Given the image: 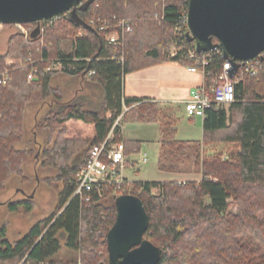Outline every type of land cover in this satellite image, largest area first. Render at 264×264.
Segmentation results:
<instances>
[{
	"label": "trees",
	"instance_id": "trees-1",
	"mask_svg": "<svg viewBox=\"0 0 264 264\" xmlns=\"http://www.w3.org/2000/svg\"><path fill=\"white\" fill-rule=\"evenodd\" d=\"M187 3L83 0L77 14L90 27L61 15L42 33L35 30L37 22H30L24 23L29 37L18 31L7 37L5 50L0 52V72L8 60L20 59L25 64L10 65V79L0 84V189L12 174L21 173L22 165L35 153L31 148L16 147L24 136V110L28 102L43 101L49 95L61 97L60 89L50 84L55 73L80 76L99 85L102 101L99 109L90 110L77 100H68L37 122V127L49 131V143L39 151L41 164L56 170L51 177L55 183H51L57 186L60 182L61 187L53 212L20 238L10 241L6 226L0 227V264H110L106 235L121 194L142 201L148 216L143 239L159 249L156 264H264V88L260 91L264 87V51L257 73L234 83V101L205 109L198 140L175 138L178 107L123 94L127 73L166 60L194 64L185 55L194 41L180 21ZM156 10L159 17L154 20ZM98 16L109 21L113 16L124 18L131 31L123 32L118 43L108 42V31L89 23ZM176 26L180 31H175ZM7 27L9 24H3L0 34ZM65 42H70L68 50L61 47ZM174 45L177 53L170 56L167 50ZM28 57L35 61L33 65L26 62ZM222 62V57H212L206 71L217 74ZM56 64L59 67L53 68ZM32 67L37 69V80L28 82ZM119 117L122 123L157 121V168L201 172V179L129 181L124 177L118 189L110 185L99 193L90 192L88 201L73 194L76 171L90 145L101 143L110 134V142H121L126 156L139 151L142 141L122 133L120 123L115 124ZM214 144H229L232 149L222 159L220 155L204 156V147ZM80 153L81 160L71 163ZM108 198L112 201L107 202ZM32 207L27 198L7 203V209L15 212L28 213ZM63 248L72 256L54 259Z\"/></svg>",
	"mask_w": 264,
	"mask_h": 264
},
{
	"label": "rangeland",
	"instance_id": "rangeland-1",
	"mask_svg": "<svg viewBox=\"0 0 264 264\" xmlns=\"http://www.w3.org/2000/svg\"><path fill=\"white\" fill-rule=\"evenodd\" d=\"M153 19L159 17V10H156ZM119 18V17H118ZM36 26V25H35ZM103 31V30H102ZM108 31L106 40L112 38L119 41L123 40V31L116 27V21H111V25L106 29ZM14 32L10 27L4 28L0 34V52H3L6 47L7 37ZM109 42V41H108ZM115 42V43H116ZM114 44V43H113ZM118 46V44L116 45ZM63 49L70 48V42H65L61 45ZM178 50L177 47L171 46L167 50V54L173 55ZM59 65H54L53 68H58ZM244 75L243 79L245 78ZM51 86L60 89L61 97L55 98L49 95L43 101L28 102L24 110V136L23 140L16 144L18 148H31L35 153L23 165L20 174H12L7 180L6 184L0 189V227L6 226V236L12 241L23 236L29 228L40 219L48 216L53 212L57 202V192L61 187L58 182L54 185L51 177L56 175L54 168L43 166L41 164L40 150L49 143V131L46 128L37 127V122L42 116L51 110L58 108L60 103L68 100L79 101L84 108L90 110H97L101 106L102 91L99 85L80 76H69L62 72L55 73L50 79ZM263 86L260 91H263ZM183 110L180 109L176 113V127L175 138L181 140H197L202 137V117L190 119L184 115ZM119 117L115 124L121 122ZM124 131L126 135L133 138L145 139L140 145L138 152L129 155L121 171V175L129 181H169L177 180L179 182L196 181L201 179V172L191 171L189 173L167 172L161 171L157 168V138H159L158 122H148L149 124H135V122H125ZM51 144V142H50ZM232 147L229 144H214L210 148L203 151V155L208 158L220 155L221 159L231 151ZM86 153V151H85ZM145 154L146 160H142ZM82 153L72 158L71 163H76L81 160ZM50 179V182H48ZM53 182V183H51ZM57 183V182H56ZM155 193V189L152 190ZM117 193V192H116ZM115 194V192H114ZM118 196V194H117ZM30 199L33 207L30 212L24 213L22 211L15 212L7 209V203L12 200ZM112 199L108 198L107 202ZM61 243L63 244V235H60ZM72 256V253L63 248L54 259H64ZM75 264H80L76 262Z\"/></svg>",
	"mask_w": 264,
	"mask_h": 264
},
{
	"label": "water",
	"instance_id": "water-1",
	"mask_svg": "<svg viewBox=\"0 0 264 264\" xmlns=\"http://www.w3.org/2000/svg\"><path fill=\"white\" fill-rule=\"evenodd\" d=\"M83 0H0V22L32 23L63 14L76 24L90 27L77 14ZM187 35L196 51L221 49L233 71L237 62L264 51V0H188ZM38 29V26L35 30ZM212 38L216 43H212ZM116 217L107 232L110 264H156L159 249L143 234L148 216L142 201L121 194L115 201Z\"/></svg>",
	"mask_w": 264,
	"mask_h": 264
},
{
	"label": "built area",
	"instance_id": "built-area-1",
	"mask_svg": "<svg viewBox=\"0 0 264 264\" xmlns=\"http://www.w3.org/2000/svg\"><path fill=\"white\" fill-rule=\"evenodd\" d=\"M186 13L187 9L185 14L181 16L180 21L187 26ZM61 15H64V13L40 21L38 23V34L42 33L44 27L52 24L53 20ZM113 19L116 21V27L123 32L131 31V24L124 18L113 16ZM89 23L100 30H106L111 25V21L100 16L89 19ZM3 24L0 22V30L3 28ZM9 27L22 33L26 38L30 36V30L24 23L9 24ZM177 30L180 31L176 26L175 31ZM108 41L111 42V40ZM115 42L116 40L112 38L111 43ZM192 45L185 53L187 58L194 61L193 65L188 66V70L200 72L203 81L190 91L189 97L183 101V107L186 115L203 117L205 109L210 105H225L234 101V83L240 81L244 75H255L261 68V56H256L248 61L237 62V68L233 71L231 61L224 58L220 48L215 47L208 51L198 52L194 42ZM176 53L177 51L173 55ZM216 56L222 57L223 62L219 72L211 76V72L206 71L205 66L209 65L210 59ZM26 62L33 65L35 61L28 57ZM6 64L7 67L0 72V84H6L10 79V65L20 67L25 62L17 59L8 60ZM90 73H93V71ZM32 80H37V69L35 67H32L27 73V81ZM110 139L109 134L101 143L90 145L86 150L83 163L76 171V187L73 194L79 195L84 201L90 199V192L99 193L103 187L110 185L118 189L119 184L123 181L124 177L121 175V171L126 160L124 146L121 142H110Z\"/></svg>",
	"mask_w": 264,
	"mask_h": 264
},
{
	"label": "crops",
	"instance_id": "crops-1",
	"mask_svg": "<svg viewBox=\"0 0 264 264\" xmlns=\"http://www.w3.org/2000/svg\"><path fill=\"white\" fill-rule=\"evenodd\" d=\"M202 79L203 76L200 72H192L188 70V66L182 65L177 61L166 60L127 73L124 76L123 94L129 97H139L143 101L156 102L162 106L171 105L178 107L179 110H183V101L189 97V93L194 87L202 83ZM184 115L188 116L185 113ZM137 123L149 124L148 122H135V124ZM124 124L127 123H122L120 125L121 131L129 139L141 140L142 143L143 141H148L126 135ZM157 142L158 153L159 138H157ZM212 146L213 145H207L204 147V150ZM126 157L129 159V155ZM142 160H146L145 154H143Z\"/></svg>",
	"mask_w": 264,
	"mask_h": 264
}]
</instances>
